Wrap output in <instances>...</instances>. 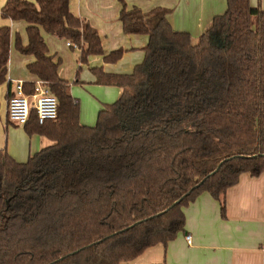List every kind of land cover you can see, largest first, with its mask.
I'll use <instances>...</instances> for the list:
<instances>
[{
  "label": "trees",
  "instance_id": "1",
  "mask_svg": "<svg viewBox=\"0 0 264 264\" xmlns=\"http://www.w3.org/2000/svg\"><path fill=\"white\" fill-rule=\"evenodd\" d=\"M72 0H7L3 18L27 22L29 71L57 97L58 117L35 111L23 125L51 144L24 162L0 151V264H122L185 231V208L208 192L225 217L227 190L243 173H264V10L227 0L198 39L177 31L170 10L125 3L126 34H145V58L131 74L92 68L96 82L123 89L93 126L80 121L61 59L42 30L79 51V64L105 54L96 28ZM11 28L0 27V85L7 81ZM34 83H25L32 93ZM12 94L8 96V100ZM235 157V158H233ZM225 163L220 167V163Z\"/></svg>",
  "mask_w": 264,
  "mask_h": 264
},
{
  "label": "crops",
  "instance_id": "2",
  "mask_svg": "<svg viewBox=\"0 0 264 264\" xmlns=\"http://www.w3.org/2000/svg\"><path fill=\"white\" fill-rule=\"evenodd\" d=\"M6 1L0 0V13ZM123 3L129 9L138 7L143 12L157 7L169 9L168 19L173 28L190 33L194 39L227 9V0H72L71 11L97 29L105 54L118 49L124 51L115 63L105 62L103 55L90 56L88 63L80 66L82 73L75 80V62L68 52V42L42 30L55 61L69 55L70 61L61 60L59 74L71 83V93L80 102L83 125L93 126L95 114L123 93L120 87L98 84L92 68L99 67L110 74H131L145 58L149 36L124 32L120 20ZM251 3L264 10V0H251ZM3 26H9L12 34L7 81L0 85V151L5 150L17 162L24 163L51 141L39 134L30 135L23 125L9 120L8 96L15 92V84L35 83L39 78L28 69L35 57L22 53L20 56L14 50L16 27L23 33L25 29L21 40L24 45L28 43L27 22L2 17L0 27ZM225 204L224 217L220 202L210 193H203L185 208V231L175 240L151 247L138 258L122 264H264V173L259 176L243 173L238 183L227 190ZM187 236L191 237L190 242Z\"/></svg>",
  "mask_w": 264,
  "mask_h": 264
},
{
  "label": "built area",
  "instance_id": "3",
  "mask_svg": "<svg viewBox=\"0 0 264 264\" xmlns=\"http://www.w3.org/2000/svg\"><path fill=\"white\" fill-rule=\"evenodd\" d=\"M58 106L57 97L44 81L37 80L31 94L25 92L24 83L20 81L15 84V92L8 100V117L18 125H25L31 112L35 111L38 122L44 124L57 119ZM187 240L190 242L191 237L187 236Z\"/></svg>",
  "mask_w": 264,
  "mask_h": 264
},
{
  "label": "rangeland",
  "instance_id": "4",
  "mask_svg": "<svg viewBox=\"0 0 264 264\" xmlns=\"http://www.w3.org/2000/svg\"><path fill=\"white\" fill-rule=\"evenodd\" d=\"M2 19V16H1V13H0V20ZM24 33H25V29H24ZM24 33H23V30H21L19 27H16V29H15V32L13 33V35H14V50L16 51V53L18 54V55H22L20 52H19V50H18V48H17V38H18V36L20 37V38H22L23 39V35H24ZM58 38V37H57ZM59 39H61V38H59ZM63 40V39H62ZM68 52H69V54H71L72 56H73V58H74V62H75V66H74V68H73V70H74V76H75V80H76V78H79V75H81V73H82V70H81V67H80V64H79V52H78V50L77 49H72L71 47H68ZM69 55H67L66 56V58H64L63 56L62 57H59V59H63V61L65 60V61H70V59H69V57H68ZM138 65V64H137ZM136 65V66H137ZM89 66H91V62H89ZM135 66V67H136ZM97 68V67H96ZM99 68V67H98ZM135 69V68H134ZM74 83H76V81H74ZM78 85V84H77ZM80 87H82V85H80ZM80 89V88H79ZM82 90H85V89H82ZM98 115H99V112L98 113H96L95 114V121H94V125L97 123V119H98Z\"/></svg>",
  "mask_w": 264,
  "mask_h": 264
},
{
  "label": "water",
  "instance_id": "5",
  "mask_svg": "<svg viewBox=\"0 0 264 264\" xmlns=\"http://www.w3.org/2000/svg\"><path fill=\"white\" fill-rule=\"evenodd\" d=\"M233 158H235V157H233ZM224 163H225V161L221 162L218 168H220Z\"/></svg>",
  "mask_w": 264,
  "mask_h": 264
}]
</instances>
